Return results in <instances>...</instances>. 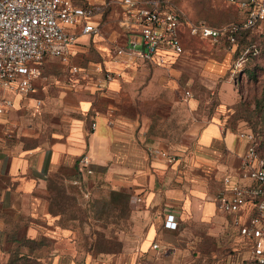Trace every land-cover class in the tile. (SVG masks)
Here are the masks:
<instances>
[{"label": "crops", "instance_id": "0c3cea01", "mask_svg": "<svg viewBox=\"0 0 264 264\" xmlns=\"http://www.w3.org/2000/svg\"><path fill=\"white\" fill-rule=\"evenodd\" d=\"M72 1L93 6L95 13L87 21L99 26L96 6L104 0ZM121 1L118 32L109 39L117 45L105 51L97 66L78 65L80 72L71 81L74 88L60 90L52 108H46L57 121L48 124L52 129L45 138L37 130L40 121L24 117L26 109H38L43 103L34 97L42 88V78L26 96L0 89V98L13 102L10 110L0 114V243L21 228L20 235L28 238L63 242V250L54 248L52 264L81 263L76 262L74 232L60 224L59 214L49 213L48 200L44 201L55 183L73 195L86 190L89 173L76 161L88 154L91 173L131 192L132 210L147 221L131 260H123L124 254L105 264H245L251 240L239 235L230 224L231 216L218 210L216 195L225 175L239 177L247 144L237 136L238 130L228 128L216 115L196 119L200 98L185 95L198 81L200 88L217 90L220 101H232L235 94L225 90L227 82L222 80L229 58L209 63L184 49L179 55L169 54L164 65L115 61L117 46L128 45L133 38L139 43L137 28L122 23ZM69 29L77 39L88 35L89 41L93 39L94 34L80 35L81 24ZM179 36L183 48L186 39H204L190 35L184 19ZM77 39L70 48L71 58L78 56L81 43L88 42V38ZM102 71L114 78L100 88L95 78L103 77ZM244 211L250 214L251 206ZM168 214L174 216L176 229L164 226ZM38 218L40 224L35 223Z\"/></svg>", "mask_w": 264, "mask_h": 264}, {"label": "rangeland", "instance_id": "374dc122", "mask_svg": "<svg viewBox=\"0 0 264 264\" xmlns=\"http://www.w3.org/2000/svg\"><path fill=\"white\" fill-rule=\"evenodd\" d=\"M162 1L182 16L193 21L206 22L211 26L239 20L236 9L222 0ZM118 2L119 0H104L101 5L96 6L98 31L90 41L89 35L77 39V42H83L88 38V42L84 41L85 43L79 45L80 53L77 57H69L66 62L58 58L47 61L46 58L40 66L42 79L39 82L42 88L34 97L41 99L43 103L38 109L37 107L26 109L24 117L34 123L36 119L40 121L37 130H40V135L43 134L44 138L48 135V129H52L48 124L57 121L53 113L48 112L46 108L48 106L52 108L51 103L59 95L60 90L74 88L71 81L75 80V75L69 72V67L79 65L93 68L101 61L107 49L117 45L109 39L118 32L120 14ZM184 49L193 57L197 56L209 63L225 62L226 57L229 58L222 80L227 82L225 90L228 89L235 94L232 101L222 102L219 100L217 90L200 88L198 86L200 83L193 81L189 86L192 90L191 94L200 98V107L195 118L211 119L212 115H216L230 129L238 131L252 129L261 142L260 152L264 155V24L241 40L240 50L235 54L233 48L214 45L207 39H186ZM246 49L249 50L245 55L246 60L236 65ZM252 50L254 56L250 55ZM95 80L97 82L98 79ZM80 87L84 89V85ZM26 101L28 104L33 103L32 99ZM58 186L60 185L55 183L52 188L47 189L48 198L44 203L48 200V205L45 203V207L49 213L59 214L60 224L70 227L74 232L72 237L79 255L76 262L80 260V264H84L85 259L88 258V264H105L104 262L118 260L124 254L127 256L123 260L130 261L132 252L138 248L147 223L143 215L132 210L131 192L121 191L116 187L115 181L107 182L102 175L94 172L88 175V186L80 194L67 193L66 190H59ZM111 192L118 193L114 196ZM40 195L44 200L45 195L42 193ZM126 195H129L128 199ZM40 216L41 214L39 218ZM39 218L35 223H41ZM21 231L20 228L19 235ZM54 242L53 239L43 238L41 244H36L38 246L35 254L46 264H52L54 248L63 250V242ZM15 246L16 243L10 242L0 244V264H7L10 261L9 250Z\"/></svg>", "mask_w": 264, "mask_h": 264}, {"label": "built area", "instance_id": "2783aa9c", "mask_svg": "<svg viewBox=\"0 0 264 264\" xmlns=\"http://www.w3.org/2000/svg\"><path fill=\"white\" fill-rule=\"evenodd\" d=\"M233 6L240 19L220 26L194 22L179 12L164 6L162 0H122V23L127 28H137L138 40L115 48L114 60L130 65L142 60L154 65H164L169 54L179 55L184 48L180 41L179 26L185 20L190 35L208 39L214 45L232 49L236 36L246 30H255L264 24V0H222ZM95 13L93 6H78L72 0H0V89L28 95L34 83L41 78V68L46 58L67 61L77 34L69 28L81 24L80 35L95 34L98 26L89 20ZM246 49L236 65L246 60ZM235 65V66H236ZM101 71V67L99 68ZM69 72H80L71 65ZM97 86L103 88L114 74L102 71ZM190 97L191 93L185 91ZM13 102L0 98V114L10 110ZM94 126V124H93ZM237 136L247 144L239 161V177L225 175L216 195L219 211L231 216L230 224L243 238L251 240L250 259L264 264V157L260 156L250 131H238ZM169 161L166 153L161 152ZM79 164L91 173V157L83 154ZM251 206V213L244 209ZM247 215V217H246ZM164 226L177 228L172 214L166 216ZM154 247H156L154 245Z\"/></svg>", "mask_w": 264, "mask_h": 264}, {"label": "trees", "instance_id": "16d2710c", "mask_svg": "<svg viewBox=\"0 0 264 264\" xmlns=\"http://www.w3.org/2000/svg\"><path fill=\"white\" fill-rule=\"evenodd\" d=\"M236 12H237V10H236ZM239 19H240V16H239ZM237 20H233L230 22H235ZM251 32H252L251 30H246V31H244V32H242L236 36V42L233 46L234 54H235V52H238L240 50L239 48L241 45V40L244 37L248 36ZM250 55L251 56L255 55V54H253V50L250 52ZM243 131H250L254 134V137H255L254 144L256 146V149H257L259 155L264 157V155L260 152V143L261 142H260V140H258L256 133L253 132V130L249 129V128L248 129L246 128ZM77 164H79V158L76 161V165ZM116 193H118V192H111V194L114 196ZM126 196L128 199L129 195H126ZM18 230L19 229H16V230L14 229L12 232H10L8 234V236L4 239V241L2 243H0V244H6L8 242L16 243V246L14 248H12L11 250H9L10 261L7 264H46L40 256H37L35 254V252L37 250V246H38L36 244H41L43 241V238L31 239V238L26 237L25 235H19ZM245 264H261V263H259L256 260H252L249 258L248 260H245Z\"/></svg>", "mask_w": 264, "mask_h": 264}]
</instances>
